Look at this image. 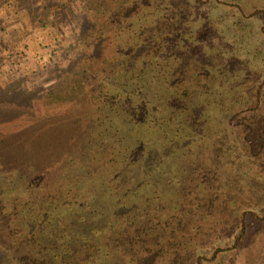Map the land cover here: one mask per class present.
Here are the masks:
<instances>
[{"label": "trees", "instance_id": "16d2710c", "mask_svg": "<svg viewBox=\"0 0 264 264\" xmlns=\"http://www.w3.org/2000/svg\"><path fill=\"white\" fill-rule=\"evenodd\" d=\"M79 1L71 83L4 87L34 113L0 116L6 251L17 264H202L218 227L238 246L247 219H264V70L240 71L264 50V0Z\"/></svg>", "mask_w": 264, "mask_h": 264}, {"label": "rangeland", "instance_id": "374dc122", "mask_svg": "<svg viewBox=\"0 0 264 264\" xmlns=\"http://www.w3.org/2000/svg\"><path fill=\"white\" fill-rule=\"evenodd\" d=\"M86 15L87 11L79 0H0V116L14 112V106L20 107L19 111L23 113L34 115L26 110L23 99L9 91L4 93V87L14 81H23V87L29 86L30 90H36V95L39 93L40 96L46 92L47 85L55 80L58 82L59 78L62 85L71 83L74 72L70 66L78 57L70 42L77 32L84 29ZM252 56L254 55H251L249 63L242 66L244 69L240 70L248 77L252 75V71L257 73L264 70V50L258 52L255 58ZM56 67L62 69L64 75L58 74ZM16 87L18 86L13 88ZM223 106L216 105L211 110L208 107L207 112L210 114L212 111V116L218 110L225 114L227 109H222ZM228 110L239 116L243 114L237 103ZM7 142L8 140L5 143L8 144ZM218 163L220 176L232 174L225 159H218ZM2 182L4 180L0 181V198L6 201L10 194ZM257 202V207L253 210L258 218L264 214L258 210V206L264 205V193ZM252 216L247 219L248 222L251 218V225L244 235V241L236 247L231 239L237 230L230 229L234 227L227 225L232 230L227 235V231L222 232L223 228L218 227V239L208 249L211 254L214 250L218 252V264H264V219L257 221ZM4 241L0 221V264H17L11 253L6 251ZM209 252H204L201 256L202 264H205V258L211 257Z\"/></svg>", "mask_w": 264, "mask_h": 264}]
</instances>
